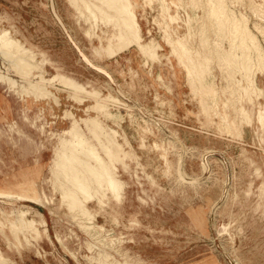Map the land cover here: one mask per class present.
I'll list each match as a JSON object with an SVG mask.
<instances>
[{
    "label": "rangeland",
    "instance_id": "374dc122",
    "mask_svg": "<svg viewBox=\"0 0 264 264\" xmlns=\"http://www.w3.org/2000/svg\"><path fill=\"white\" fill-rule=\"evenodd\" d=\"M129 1L141 43L158 45L155 58L141 54L137 44L121 47L114 19L92 24L71 0H0V37L16 43H0V264H264V126L256 105L264 96L252 91L249 98L245 92L236 101L238 94L221 92L261 59L251 50L253 58L223 64L230 51L243 54L231 50L240 42L231 36L236 15L249 18L264 54V32L258 29L259 24L264 29V0H253L258 11L252 0H212V7L208 0ZM160 3L167 22L171 16L176 21L162 23ZM221 5L232 13L230 21L221 20ZM180 35L194 57L197 50L210 59L219 89L217 102L206 97L212 110H204L190 80V94L170 93L169 75L189 78L171 43ZM246 58L252 64L240 62ZM259 70L245 74L256 72L253 78L264 89ZM87 91L112 97L110 111L122 114L120 120L99 117L119 132L110 134L114 142L107 140L119 157L105 176L123 184L122 199L112 195L102 210L97 198L86 202L96 214L94 223L104 228L100 232L82 226L89 223L78 215L79 207L71 209L61 193L71 185L52 165L56 142L70 145L66 142L80 131L91 139L86 122L98 116L99 98ZM235 105L249 112L251 122L227 129L221 116H233ZM20 210H29L39 237L28 230ZM10 218L22 223L20 231L11 229Z\"/></svg>",
    "mask_w": 264,
    "mask_h": 264
},
{
    "label": "bare ground",
    "instance_id": "6f19581e",
    "mask_svg": "<svg viewBox=\"0 0 264 264\" xmlns=\"http://www.w3.org/2000/svg\"><path fill=\"white\" fill-rule=\"evenodd\" d=\"M211 1L212 0H208L207 2H209L210 6L212 7L213 6L212 3H214V2H211ZM71 2L77 8L80 9L81 15H83L87 21L92 22V24H95L96 20L97 19L99 20V18H100L101 20H103V22L106 21L107 23L106 22L105 23L108 25V23L111 21V18L114 19L111 22L113 23V26L115 28H118V30L120 32V34L117 35V38L119 40V43L121 44V47H124L125 45H128V44L133 43L135 45L137 44L136 47L137 46H140L139 48H140V50L142 52L141 54L145 55L146 57L155 58L156 55L158 54L157 53V47H158V45H155V44H152V43L151 44H148L146 42L141 43V38H140L139 34H142V33H139L138 32L139 31L138 30V27L139 26H138V22L135 20L134 5H133V3H131L132 1L130 2L129 0H71ZM197 2H199V1H197ZM195 3H196V1H195ZM221 4H223L222 1H221ZM103 5H105V7L107 8V10H104ZM250 5H251V8L252 7H255L257 9V11H258V8L257 7L259 6V4L257 6L256 3H254L253 0H252V2H250ZM82 6L87 11V13L84 12V10L82 9L83 8ZM220 7H221V9H223V6L222 5ZM102 9L104 10L105 13L104 12L101 13L102 12ZM165 9L166 8L163 7L162 4H161V11L159 13H160V15H161V17L163 18V21H164L162 23L168 25L167 23L168 22H172L173 23V21L175 20V18H174V16H171V18L169 19L170 21L167 22L166 15H165L166 12H164ZM224 9H225V7H224ZM224 9H223L222 12H221L220 9L218 10L219 14H221L220 16L223 17V19H221V20L223 21L225 19V21L226 20L230 21L231 19H228V18H230L229 17L230 15L232 16V13L230 14L229 11H227V10L224 11ZM111 10L112 11L114 10L116 13H113L112 14ZM260 10L263 11L262 9H260ZM100 13H101V16H99ZM114 14H117V15L115 16ZM258 14H261V12H258ZM210 15H211V13H210ZM206 16H208V15H206ZM217 17H218V15H217ZM248 19H247L245 13L243 14L241 12L240 13V16L236 15V17H234L231 20V21H233V25H231V27L233 26V28H232V31L230 29V31L232 33L230 31L229 32L231 33L232 38H234V39H232V38L231 39L234 40L233 41L234 43H235V39L240 40V42L235 43L234 46L233 45L232 46L230 45L231 46V50H234L235 48L237 50L238 49H242L243 54H240L239 55V54H237L238 53L237 52L235 54L236 56H233L232 54L234 52L230 51L232 54L229 53L228 55H226L227 57H225V56H224L225 58L223 57L224 58L223 61L225 62L223 64L227 65L226 63L229 62L230 63V66H232L233 63L234 64L238 63V59L240 58L239 56H242V60L245 59L244 57L246 55L247 56H250V54H252V53H249V52H251V50L252 51L253 50H256L257 53H258L257 56L259 55V57H257V58H260V56H261V59L262 60L261 59L260 60L257 59V60L260 61V62L258 61V64L257 65H255V63H257V62H255L254 65H252V66L251 65L249 66V64L246 65V68H245L246 70L244 69V66H245V64H244V66L242 67V69H244V72H243L244 74L243 73L241 74L242 75V78L240 79L239 77H236V75H234L231 78V81H230V86H229L230 88L227 87V91H226L225 88L223 89L224 91L223 90L221 91L223 93L228 92L232 96V98H235V96H237V94H238L236 101L237 100L239 101V99H238L239 96H241V98H243V95L242 94L245 93V92H248L249 93V95H248L249 98H252L251 97V94H250V92H252V91H254V93H256V92L258 93L259 92V95H263L264 96V89L261 88V86L259 85L260 83L258 82V80L255 79V78H253V76H254L253 74L256 73V72L251 73V74H247V73L245 74L246 71L247 72L252 71L253 67L255 69L257 68L258 70L259 69L264 70V60H263V55L264 54L261 55V53H260L263 50L261 49V45H260V43L258 41V37L252 32L251 28L249 27ZM93 20L95 22H93ZM218 20H220V19H218ZM228 23L231 24V22H228ZM159 24H161V22H159ZM225 24H227V23H225ZM259 26H260V24L258 25L259 31L263 33L264 32V29H262ZM166 30H168V29H166ZM171 31H172V28H171ZM167 33L170 36L169 31ZM181 36L182 35L178 36L174 40L171 39L172 40L171 43L173 44L172 46H174L173 49L177 52L178 57L181 59L182 63L185 64V66L187 67L188 77H189L188 80H190L189 82L192 83V85H191V83H190V85L193 86V88H194V91L193 92H195V93L197 92L200 95H202V96H200V98L202 100V104H203L204 110H206V109H208V108H210L212 106V105L209 106L210 105L209 103L212 100V98H213L212 102L213 101L214 102L215 101L217 102V99H219L218 98L219 89L218 88L216 89V87H215V84L213 82V79L214 78L211 79V76H213V75L210 73V66H209L210 59H207V57L205 59V57H204V54L207 53V52H204L203 55H202V53H200L199 51L197 52V50H195L196 51V54H195V57H194V55H193L194 54L193 47H191L189 44H188L189 46L187 44H184V41L182 40V37ZM1 37H0V43L3 42V44H4L5 47H9V46H12L13 44H16L12 39L6 38L4 34H3V37H2V38H4L3 41H2V38ZM233 42H231V44ZM236 44H238V45H236ZM235 45H236V47H235ZM129 48H130V46H129ZM11 52H13V50ZM109 52H110V54H113L114 53L112 48H110V51ZM210 52L211 51L209 50L208 53H210ZM248 53H249V55H248ZM8 54L10 55V53H8ZM11 55H13V54L11 53ZM209 55H211V54H209ZM220 56L222 58V55H220ZM250 57H252V56H250ZM250 57L249 58L247 57V58L250 59ZM247 58H246V60H247ZM219 61L221 62L222 60H219ZM243 61H240V62H242V63H250L251 62V61L248 62V60H247V62H243ZM252 61H253V59H252ZM250 64H252V63H250ZM227 66H229V64ZM243 79H244V81H242ZM8 80H9V78H8ZM196 82H198V84H196ZM77 87L83 88L82 86H77ZM78 92H80V90H78ZM83 92H86V91H83ZM83 92H82V94H83ZM88 92L89 91H87V93ZM88 94H92V96L99 98L98 103L96 102L97 104L95 103V105H94L95 109L99 113L98 116H96V117L93 116L92 118H89V120L87 122L85 121L87 124L89 122V124H88L89 126L92 125L93 127H95V128H91V127L88 126L89 132H90L89 134L91 135V137H90L91 139H89L87 137L86 133H84L83 131H80L79 130L80 132H83L82 134L79 131H78L79 133L77 132L78 135L82 137V140L80 139L81 137H79V136L77 137V139L74 140V138H73L74 137L73 136L74 134L71 133V134H73L72 135V138L73 139L71 138L73 141H70L69 139H67L69 141L66 142L65 141L66 139L64 140L66 142V144L69 143L70 145L65 146L66 144L64 142V144H65L64 146L65 147H62L63 145L60 147L59 144H58V142H56V144L54 145L55 146V150H54V157H53L52 165L53 166L55 164L57 165V167H56V168H58L57 169V172H59L61 174V176L63 175L64 180L66 179V180L69 181V182L66 181V183H70V185H71V186L67 185L69 187L66 188V189H64L63 188L64 185L62 184L63 185L62 188L64 190H62L61 193L63 194V198L65 200H68V205L69 204L71 205V207H70L71 209L72 208L79 207V213H78V215L81 216L82 218L86 219V220H83V221H87L89 223V224H83L82 226L84 228H86V230L93 228L97 232H100L104 228H103L102 225H98V224L94 223V218H95V215L96 214L93 213L92 211H90L86 207V202H88L89 200H92L93 198H97L98 206L102 210L104 207H106L109 204L112 195L116 199H118V200H121L122 199V197H123L122 196V194H123V190H122L123 189V184L119 183L118 182L119 180L117 181L114 178L111 179V178H107L105 176L106 173L109 174V171H110V173H112V170H114V169H111V165H112V163H113V165L115 164L114 162H116V157L119 155L118 154L119 153L118 148H117V150H115V144L112 145V143L110 141L108 142L107 140H109L108 138L110 137V134L111 133H113L112 134L113 137L114 136L116 137L119 132H118V130L116 128H114L112 126L111 127L110 126H106L105 123H103V121H101L99 117L102 114V115H104V118L105 117L106 118L108 117L110 119L112 118V119L120 120V119H122V114L119 111H115V112L114 111H110V107H109L110 104H108V101H110V99L112 97L111 98L110 97L102 98V97H100L99 92L93 93V91L92 92H89ZM206 97H207V99H208V97H210L211 100L208 101L206 99ZM230 99H231V97H230ZM249 100L253 101V99H249ZM110 102H113V101H110ZM239 103H241V100H240ZM118 104H120V103H118ZM234 104H235V101H234ZM254 104H255V102L253 101V105ZM256 105H258V110H257V113H258L257 114L258 115V122H260L261 125L264 126V100L263 101H259ZM94 107L92 106V109ZM232 111H234V114H233V116H229V118L227 117L228 114L225 115L223 113L224 116H221V120L224 122V126L227 129H231V128H232V130H233V128L234 129H239L240 128V125H242V123L244 121L251 122L250 121L251 120V115L249 114V112L243 106H240L239 107V106L235 105V107L233 108ZM208 114H209V112H208ZM209 116H210V114H209ZM142 118H143V120H146L144 117H142ZM73 121L71 123H73ZM83 121H84V119H83ZM87 124H86V126H87ZM73 125L76 126L75 124H73ZM79 126H80V124H79ZM74 128H76V127H74ZM77 128H79V127H77ZM146 128H148V127H146ZM72 129H73V126H72ZM80 129H83V128H80ZM74 130L75 129H73V131ZM70 131H72V130H70ZM147 131H149V130H147ZM75 134H76V132H75ZM105 134L107 136L109 135L107 137V139H105V137H106ZM76 136L77 135H75V137ZM92 139L97 140L99 147L94 143L95 141L94 142L92 141ZM104 139L108 143H106L104 141ZM110 139H111V137H110ZM113 139H111L112 142H114ZM115 142H116V140H115ZM100 149L102 151H100ZM123 151H125V150H123ZM123 151H122V153H123ZM126 153H127V151H126ZM103 154H105L109 158L110 162H108V160L106 159L105 155H103ZM124 154H125V152H124ZM121 158L123 159L122 156H121ZM119 159H117V160L119 161ZM122 162H123V160H122ZM204 166H206V165H204ZM114 168H116V167L114 166ZM113 172H115V171H113ZM64 175L66 176V178H65ZM58 178H60V177H58ZM63 178H62V180H63ZM106 178H107V180H106ZM110 182H111V186H110ZM107 183H109V184H107ZM115 183H116V185H115ZM60 184H61V182H60ZM31 201L41 205V203L39 201H36L34 199H32ZM19 213H20V216H21L23 222L27 226L28 230L32 234H34V236L37 235L39 237V235H38L39 234L38 233L39 230L36 227L37 226L36 222L33 221V220H30L29 217H28L29 210H20ZM79 216L77 218H79ZM8 221H9V225H10V227H11V229L13 231H17V230L20 231L21 224H22L20 221L19 222L18 221H14L11 218L8 219ZM78 222H80V221H78ZM88 231H90V230H87V232ZM102 237H103L102 239L104 241V239H106L108 237L107 233L104 236H102ZM57 239L60 240L58 236H57ZM114 239L113 240L111 239L107 243L113 246ZM107 264H114V263L113 262L111 263V261H110Z\"/></svg>",
    "mask_w": 264,
    "mask_h": 264
},
{
    "label": "crops",
    "instance_id": "0c3cea01",
    "mask_svg": "<svg viewBox=\"0 0 264 264\" xmlns=\"http://www.w3.org/2000/svg\"><path fill=\"white\" fill-rule=\"evenodd\" d=\"M168 79L169 87L171 86L172 89L170 92L171 94H176L177 96H186L191 93L187 74H172L168 76ZM180 110L184 111V109ZM180 110L178 112H180Z\"/></svg>",
    "mask_w": 264,
    "mask_h": 264
}]
</instances>
